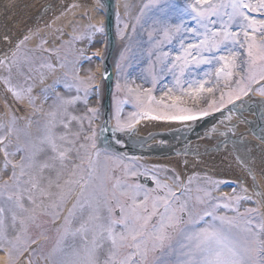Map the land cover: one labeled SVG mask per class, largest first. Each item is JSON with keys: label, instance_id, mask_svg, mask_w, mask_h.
<instances>
[{"label": "snow or ice", "instance_id": "snow-or-ice-1", "mask_svg": "<svg viewBox=\"0 0 264 264\" xmlns=\"http://www.w3.org/2000/svg\"><path fill=\"white\" fill-rule=\"evenodd\" d=\"M96 4L107 7L104 0H96ZM116 20L121 38L124 30L131 28L135 33L137 25L143 28L151 22L146 31L152 87L133 88L127 81L123 85L117 81L113 94L115 124L110 129L115 143H122L117 133H134L135 125L143 119L196 121L210 112L221 113L218 124L223 130L214 125L211 132L224 138L225 147L229 141L234 146L245 141L247 133L239 132V128L249 123L243 115L251 101L249 94L264 97V0H146L135 23L122 22L119 11ZM121 23L123 28L119 27ZM104 31L103 23L89 24L69 42L91 40ZM30 38L24 36L14 48L0 54V69L6 73L0 75V94H5L6 103L10 94L13 101L27 100L33 111L39 112L44 103L52 101L40 135L19 143L17 125L21 118L15 112L7 131L0 135L2 169L7 172L11 168V183L6 180L0 184V242L7 240V212L13 228L19 223L15 240L9 242L18 253L17 259L29 252L28 264H35L31 253L39 243L33 240L21 247L20 242L44 215L51 217L58 232L51 251L37 257L45 264H264V213L259 207L240 211L242 201H253V196L246 194L247 188L241 187L240 193L233 188L231 195L215 197L213 192L219 190L220 181L206 177V186L193 188L195 176L185 180L175 169L138 164L140 158L126 154L107 157L115 164L111 169L105 166L110 176L102 175L95 129L84 137L91 141V152L85 143L76 147L80 133L69 130L73 120L79 121L83 130L85 119L91 126L98 116L99 110L93 107L83 117L68 112L78 102L88 104L93 78L85 80L77 74L70 80L65 73L46 84L48 74L64 64L58 61V53L53 56L42 45L23 50L25 54L21 55L22 45ZM46 55L49 59H43ZM80 56L91 60L83 50ZM120 60H124L123 53ZM168 76L171 81L161 83ZM158 84L163 93L159 99L153 95ZM61 87L66 92L75 90L76 95H63ZM118 93H125L124 98ZM186 97L206 99L207 107L194 110L186 106ZM38 99L41 107H37ZM259 104L264 108V100ZM125 105L135 111L122 119ZM108 123L106 120L101 133L109 131ZM4 127L0 125V129ZM58 127L65 131L58 133ZM13 133H17L18 142L10 152ZM251 134L264 144V127ZM73 151L78 163L73 162ZM18 154V161L10 159ZM236 160L252 181L253 195L264 204V191H260L253 169L242 157ZM221 209L233 214H218ZM77 239L79 247L69 250L68 241Z\"/></svg>", "mask_w": 264, "mask_h": 264}, {"label": "bare ground", "instance_id": "bare-ground-1", "mask_svg": "<svg viewBox=\"0 0 264 264\" xmlns=\"http://www.w3.org/2000/svg\"><path fill=\"white\" fill-rule=\"evenodd\" d=\"M9 1L10 2H6L5 0H0V4L2 6V9L0 11V42L4 43L0 50V54L7 52L11 48H14L16 43L19 40L23 39V37L25 36L23 27L20 28V25L18 23L16 24L15 21L19 19V21L22 22L23 20H26L29 15L27 9L18 10V6L21 0H9ZM42 1L44 3L49 2L51 7L59 6L58 8L61 11L63 10V7L61 6L64 7L67 6L66 7L67 10L58 16L57 14L55 16L49 15L46 16V18L37 20L34 24L36 30L30 32L27 35L30 36L31 38L28 39L24 45H22V51L24 47L35 46L39 42L42 43L43 48L45 49L54 47L55 45L70 40L74 34H78L79 32L83 31L86 28V26L89 24L100 25L101 23L104 22L103 9L99 8L94 0H57L55 3L54 0H42ZM135 2L136 0H116V11H119L120 17H123L129 6L134 5ZM69 3H72L71 6H69ZM74 5L76 6L74 7ZM125 5H127V8L125 7ZM3 21H7V24L3 25L2 24ZM95 40L96 41L93 42L90 46H88V48H86V50L84 51L86 56L99 52L100 54L98 56L101 55L105 38L104 36L101 37L96 36ZM86 64L90 66L89 67L90 72L85 71L86 68L85 65L78 67L77 70L79 71L80 76L82 78L87 79L89 76H91L93 78L92 80L94 81L95 76L97 74V68L99 69V62L98 60L97 62L91 60ZM99 83H100L99 89L101 92L102 83L101 81H99ZM1 87L2 86L0 85V89H2ZM20 103L22 104L24 109H29L27 100H23ZM28 114L29 112L25 110V112L22 113L21 116L25 119L29 117ZM173 125H175V123L155 122L153 123V125L152 124L143 125L144 129H142L141 131L144 132L150 128L151 129L168 128ZM250 132L248 131L247 128L245 129V133L249 135L248 138L253 139L251 136L252 134ZM257 144L260 145V143ZM243 155H244L243 148L234 147V148H228L224 152L214 155L212 158L214 159L215 162L220 164L219 170L221 172L230 173V169H223L222 167L226 163H230L235 167L239 166L236 157L237 156L242 157ZM203 159H206V157ZM12 160L16 161V156ZM171 161L179 163L182 169L184 170L189 169L187 167L189 163L188 158L182 160L179 157H173L171 158ZM169 166L174 168L178 173H182L183 171L178 164H172ZM1 175H2V180L5 181L8 177V172L3 171ZM221 181L224 182L226 186L224 187L223 190L220 191L227 192L233 190L232 188L227 187L228 185H233L236 187L235 188L236 192L240 193L242 186L239 185L238 183L229 182V180H221ZM246 194L252 196L249 191ZM253 201L255 203V207L260 208L259 203L254 199ZM245 206H250L249 202H246ZM6 258H7V251L0 250V264H4Z\"/></svg>", "mask_w": 264, "mask_h": 264}, {"label": "rangeland", "instance_id": "rangeland-1", "mask_svg": "<svg viewBox=\"0 0 264 264\" xmlns=\"http://www.w3.org/2000/svg\"><path fill=\"white\" fill-rule=\"evenodd\" d=\"M145 2L146 1H144L141 4V6ZM140 9H141V7L137 5V8L131 10L132 17H134V22L133 23H135V17L139 13ZM127 20H128V18L126 16H123L121 18L122 22H127ZM150 24H151V22L148 21L147 24L145 25V29L146 30L150 27ZM117 27H118V25H117V20H116L117 41H119V40L122 41V40H124L126 38V34H125L126 30H124V35L121 38L118 35V33H117ZM119 27L123 28V23H121L119 25ZM102 34L103 33H96L91 38V40L84 39V40L76 41L75 43L67 42L65 44H62L60 47H58L56 49V51L53 52V55L56 56V54L58 53L57 59H58V61L60 63L64 64V67L63 68H59L58 67L54 73L48 74V77H47L46 81L51 76H54V75H56L54 77L57 78V77H63L64 74L67 73L68 74V78L70 80L72 79L73 76L77 75L78 73L75 70H77V62H78L77 59L81 58V56H80L81 50H83V52H84L86 50V48L88 46H90L91 43L94 42V38L97 35L101 36ZM148 47H149V45L147 44V31H146V35H145V33H143V35H141L138 32L137 27H136L135 33H133V32L130 33L129 39H128L126 45L123 47V49L121 50V52H120V54L118 56L116 64L118 62L120 63L119 70L124 68V66L126 65V62H127V60L129 59L130 56L135 58L138 53H139V55L137 56L136 59H138V62L142 61L144 63V65H145L143 67V69L140 72L137 71L135 73L134 77L131 79L133 81V83H131L130 86L133 87V88H135L137 85H139L141 88H151L152 87L151 76L149 75V72L147 71L148 67H149V65H148V56H147ZM121 53H123V55H124V60H122V61L120 60ZM45 58L49 59V57L47 55L45 56ZM153 59H154V57H153ZM53 62H55V61H53ZM61 71H63V72H61ZM85 71H89V68H86ZM58 74H59V76H57ZM170 81H171V77L169 76L167 81H165L164 83H169ZM119 82L122 85L124 84L120 80H119ZM48 83L49 82H46V84H48ZM160 88H161V84H160V86L158 87V89L155 92V95L157 96V99H159L162 96V94H163L161 92ZM61 93H65V96H75L76 95L75 90H73L72 92H66L65 91V92H61ZM82 94L83 93H81V95ZM215 98L218 99L219 95L215 96ZM185 100H186V106H188L190 108H193L194 110H197V111L199 109H201V108L207 107V103H208V101L206 99H201L199 101H193L192 99L186 97ZM86 107H92V103L88 102V104L85 105L83 102H78V103L75 104V108L71 109L72 111L70 112V114L71 115H77V116H80V117L86 116V115H88V113L86 112ZM50 110H51L50 107L47 106L45 108V113L50 111ZM126 110L127 109H124L122 111L121 116H125V115L128 114V112ZM96 119H97V117L94 119V121ZM73 121H76V120H73ZM6 122H8V121H5V119H2L0 117V125H4V123H6ZM84 122L85 123H83V130H81L83 140H84V136L86 135V129H89L90 132H91L92 128L95 125V123L92 122L91 126H89V124L87 123L88 122L87 119H85ZM38 125H39V123L37 125H33V126H31V124L29 125V123H26V124L18 123L17 128L19 129V132H18L19 139H21L22 135L23 136H27L24 139V141L26 142L27 139L34 138V137L40 135L41 134V126H40V130H37L38 129ZM40 125H43V124H40ZM75 126H79V127L78 128H73L72 130H70L71 133L73 131L78 132V130L81 128V124L80 123L79 124H74V123L70 124V127H75ZM31 128H33V129H31ZM0 131L3 132L4 129H0ZM57 131H58V133H62V132L65 131V129L63 127H58ZM13 136L15 138H17V133H13L10 136V138L13 137ZM69 138L73 139L74 137L70 136ZM8 150L11 152L14 149H12V148L10 149V146H9ZM103 156H104V169H105L106 164H107V167L110 168L113 165V159H108L107 157H112V156H110V155H103ZM72 159H73V162H78V159H77L76 155ZM100 161H101V158H97L98 164L100 163ZM105 175H107V172H105ZM0 184H2V183H0ZM197 185H200L202 187L204 186V185H202L200 183H193L192 187L195 188ZM25 203H27V202H25ZM201 207H203V206H201ZM218 214L223 215L222 212L221 213L219 212ZM44 219H45V229H44V231L42 229L40 234H39V236L36 238V239H39L38 243L41 246L36 248L35 252L31 253V258H32V260L34 262L37 260V256H39L41 254L46 256L51 251V249L55 246L56 240H57V237H58V236H55V232L53 231V229L55 228L54 225L53 224L49 225L50 217L49 216H44ZM33 225L36 226V224H33ZM41 225H42V221H41ZM3 247H7V246H3ZM7 249H9V248L7 247ZM35 254H37V255H35ZM13 259L14 258H12V260ZM38 263H40V262H38ZM42 263L44 264V262H42Z\"/></svg>", "mask_w": 264, "mask_h": 264}]
</instances>
